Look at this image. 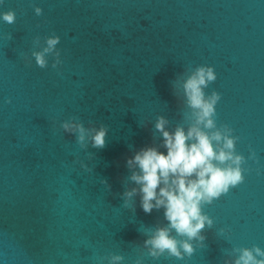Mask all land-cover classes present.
Here are the masks:
<instances>
[{
	"label": "water",
	"instance_id": "1",
	"mask_svg": "<svg viewBox=\"0 0 264 264\" xmlns=\"http://www.w3.org/2000/svg\"><path fill=\"white\" fill-rule=\"evenodd\" d=\"M9 9L15 22L0 19V264H109L111 253L119 264H224L234 246L264 249V0H0V13ZM53 34L63 63L54 69L49 57L41 69L31 51ZM198 65L217 74L205 92L221 94L217 125L239 137L245 179L203 206L214 223L190 257L153 258L145 231L168 221L163 208L146 214L139 192L123 205L125 189L139 188L127 159L145 146L166 154L159 115L187 130L182 82ZM73 116L105 125V147L81 149L60 127Z\"/></svg>",
	"mask_w": 264,
	"mask_h": 264
},
{
	"label": "clouds",
	"instance_id": "2",
	"mask_svg": "<svg viewBox=\"0 0 264 264\" xmlns=\"http://www.w3.org/2000/svg\"><path fill=\"white\" fill-rule=\"evenodd\" d=\"M34 11L36 15L42 14L39 6ZM0 19L13 24L16 13L9 9L0 13ZM8 37L11 39V34ZM38 42L39 37H36L34 43ZM59 42L58 35H49L45 38V47L31 51V57H34L38 67L47 68L49 57H53L51 66L54 69L63 63L60 49L57 48ZM21 55L26 58L27 54ZM28 63H31V59ZM216 79L213 66H196L182 82L186 103L192 110L187 130L182 124L169 130L166 126L170 121L159 115L155 129L163 137L162 146L167 149L166 154L156 146H145L127 159V166L136 169L129 179L139 188L125 189L122 193L123 205L132 206L131 198L139 192L142 210L150 214L153 209L163 208L164 219L168 221L164 226L145 231L147 238L144 246L147 255L153 258L190 257L195 251L193 241L202 245L205 240L202 230L206 224L211 228L214 223L212 217L202 210L203 206L212 204L222 194L228 193L230 187L238 186L245 179V169L242 168L246 163L245 157L235 150L239 137L232 135L234 129L228 124L217 125L216 105L221 94L216 90L210 94L205 92ZM6 103H11V98H7ZM60 127L75 136L81 149L87 147L88 141L93 148L105 147L108 128L103 124L85 127L78 117L73 116L62 121ZM251 155L255 157L254 151ZM103 182L107 183L106 180ZM224 231L220 229L221 233ZM231 252L235 258L225 260L224 264H264V249L256 244L250 248L234 246ZM97 259L102 262L105 257ZM107 259L109 264H119L124 257L111 253ZM136 264H142V259L138 258Z\"/></svg>",
	"mask_w": 264,
	"mask_h": 264
}]
</instances>
